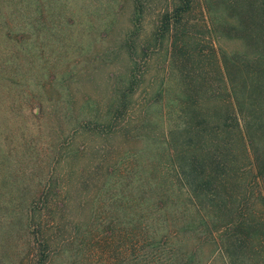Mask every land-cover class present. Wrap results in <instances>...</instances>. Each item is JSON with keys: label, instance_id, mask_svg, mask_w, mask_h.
<instances>
[{"label": "rangeland", "instance_id": "374dc122", "mask_svg": "<svg viewBox=\"0 0 264 264\" xmlns=\"http://www.w3.org/2000/svg\"><path fill=\"white\" fill-rule=\"evenodd\" d=\"M175 1L0 0V264H264V220L249 234L245 228L242 248L229 245V260L222 245L241 235L233 224L224 233L231 217L224 208L205 216L213 242L197 244L207 231L194 219V232L173 231L170 245L155 251L149 242L165 230L147 229L145 204L139 210L122 200L136 191L139 170L158 178L176 163L163 138L193 115H178L183 76H214L212 48L249 50L247 40L216 38V22L239 25L245 11L256 14L245 19V37L264 30L260 0H209V7L189 0L183 27L160 35L159 20ZM251 50L264 65V45L253 40ZM220 91L221 99L196 106L193 119L210 121L197 129L227 158V190L244 201L247 188L264 214L257 200L264 173L253 178L246 141L219 124L241 119ZM254 145L264 169V145ZM170 193L179 209L169 218H183L185 208L189 215L179 187ZM181 239L186 248L173 247Z\"/></svg>", "mask_w": 264, "mask_h": 264}, {"label": "trees", "instance_id": "16d2710c", "mask_svg": "<svg viewBox=\"0 0 264 264\" xmlns=\"http://www.w3.org/2000/svg\"><path fill=\"white\" fill-rule=\"evenodd\" d=\"M251 1L247 2L250 4L252 3ZM205 2L207 7H209V0H205ZM217 3H223V1H218ZM235 3L237 4V1ZM260 3L263 19L259 18V21L264 23V0H260ZM138 4L140 6L141 2ZM189 8V0H176L173 6L165 10L158 24L162 27L160 35L164 31L170 38L173 32H176L175 30L182 28L183 16ZM237 8H239V5ZM255 15V13H245V11H242L240 15L242 24L241 22L239 25L230 24L229 28L224 27L222 22H216L218 27L221 25L220 30H215L217 34L215 35L216 38L221 39L226 36L236 40H247L249 42V50L228 52L221 47L212 48L215 69L214 76L202 73L198 78L195 77L193 80V77L183 76L184 82H182V95L179 98L178 115L184 117L185 111H190L193 115L188 113L191 119L174 122V128L168 129L163 138V143L166 144L170 157L176 163H171V168L167 172L160 173L158 178L153 175L154 171L152 170L149 178L145 176V172L139 170L135 174L137 184L133 189L136 191L132 196H128V199L122 196L124 202H129L130 205L135 206L139 210L145 204L148 218L150 217V220L145 217L143 218L147 219V229H151L156 234L161 230H165L166 234H163L158 241L154 242L151 240L149 242L150 248L155 251L160 250V248L162 251L165 246L170 245L167 237H170L173 231L176 232L180 229L182 231L190 230V232H194L195 230L192 227L194 225L191 224L194 219H197L199 224L207 231L202 235L203 238L197 244H200V246L208 244L210 243L208 240L213 242V234L210 233L211 218L207 219L205 216H212V211L217 209L224 208L228 210L231 216L228 218V225L224 229V233L229 229V226L231 229V224H233L232 228H234V231H238L241 235H235L231 241L228 239V243L222 245L226 246V254L229 245H233L236 242H238L239 248L243 247L246 241L245 228L247 229V233H250V230L263 224L261 221L264 220V214H260V211L255 208L256 199L251 202L248 201L249 197L246 195L248 192L247 188L244 189V197H246L244 201L237 200L233 192L227 190L226 179H228V174L225 173L226 164L224 163L227 158L218 143L215 145V149L214 146L210 148L209 144L207 145L208 137L210 136L205 133L206 129H197L199 124H203L204 126H206L205 124H210L209 119L201 122L193 119L195 116L201 114L195 115L197 105L205 104L207 99L216 101L222 98L220 91L222 88L226 92L223 97L230 100L228 102L231 111L234 109L239 110L238 113L241 115V119H228L227 121L226 119H218L222 122L219 124L222 127H228L231 134L238 135V139L246 141L248 150L247 167L255 171L253 178L257 182H259V179L261 181V178H263L262 173H264V169H261L262 163L259 165L257 156L251 152L255 151L256 145L254 144L261 142L264 145V105H261L262 100H264V65L262 64L263 55L258 53V51H252L251 43L254 40V43H261L263 46L264 30L257 33L258 36H252L250 33L248 38L245 37L247 27L250 25L246 21H250L249 18L253 20ZM254 21H257V18ZM252 23L254 24V22ZM172 44L174 43L172 42ZM215 54H219V57H216ZM232 115L237 117L236 114ZM217 130V126H215L213 132ZM173 142L177 147L172 146ZM262 159L264 160L263 157ZM261 184L264 186L263 181H261ZM173 186L179 187L181 194L187 197V201L191 207L189 215L187 209H184L183 218H169V211L177 214V209H179L177 200L171 199V193L169 196V192H171ZM259 198L257 200L262 201L264 204V189L259 194ZM169 207L172 209L169 210ZM137 209H132L134 210V214L131 219H135L136 223H141L140 218L142 216H137ZM192 211L193 216L191 215ZM240 213H242L241 216H239ZM178 220L182 221L181 227L179 226V222H177ZM187 239L178 240L172 245L179 250L185 249L188 243ZM134 242L138 244L139 240L135 239ZM154 258H158V256ZM174 258L177 259V257ZM227 258L228 260L230 259L228 254ZM166 260H170V257H167ZM208 260L206 259L201 264H206Z\"/></svg>", "mask_w": 264, "mask_h": 264}]
</instances>
